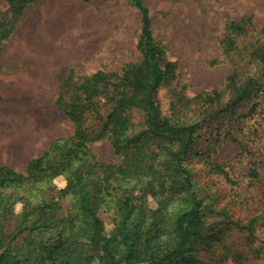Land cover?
<instances>
[{
    "label": "rangeland",
    "instance_id": "rangeland-1",
    "mask_svg": "<svg viewBox=\"0 0 264 264\" xmlns=\"http://www.w3.org/2000/svg\"><path fill=\"white\" fill-rule=\"evenodd\" d=\"M144 2L156 42L167 60L176 62L175 78L158 91L161 113L175 122H200L184 161L193 189L203 205L242 225L250 223L248 229H241L228 224L222 214L205 211L203 218L213 231L196 240L173 264H264V63L248 57L264 43V0ZM244 17L252 23H246L245 33L239 35L237 52L227 53L225 28L231 20ZM0 28L9 31L0 33V165L20 171L52 140L72 133L64 108L83 77L100 70L119 71L140 60L141 20L129 0H28L21 11L12 8L9 0H0ZM236 63L238 76L230 83ZM68 74L72 81L63 87ZM248 79L256 83L248 97L219 111ZM213 91L219 92L218 100L205 102L199 97ZM60 93L64 96L59 107ZM95 100L101 117L90 111L85 115V124L94 133L113 107L104 97ZM130 120L128 134L136 138L146 130L142 111L131 110ZM143 150L156 152V144L148 142ZM91 151L100 162L122 160L106 138L93 143ZM251 169L256 176L249 174ZM54 184L62 188L65 180L56 178ZM130 191L139 194L137 189ZM119 195L107 196L97 212L108 230L113 227ZM54 200L59 207L56 214L64 220L70 198L54 195ZM145 203L151 209L160 206L150 194ZM13 208L15 214H9L5 223L8 230L23 220V204ZM57 227L61 230L62 222ZM25 234L13 244L21 245ZM33 234L56 237L58 231Z\"/></svg>",
    "mask_w": 264,
    "mask_h": 264
},
{
    "label": "trees",
    "instance_id": "trees-1",
    "mask_svg": "<svg viewBox=\"0 0 264 264\" xmlns=\"http://www.w3.org/2000/svg\"><path fill=\"white\" fill-rule=\"evenodd\" d=\"M27 1L9 0L17 11ZM129 2L140 14V60L119 71L100 70L83 77L64 108L73 124L72 133L52 140L20 171L0 165V264H173L184 258L196 240L213 231L203 218L205 211L222 214L228 224L238 228L250 227V223L242 225L225 212L203 205L197 197L191 171L184 161L195 143L200 122H175L162 115L158 91L175 78L176 62L167 60L164 48L156 42L144 0ZM246 23H252L250 17L231 20L226 26L227 53L237 52L236 43L239 35L245 33ZM8 32L0 28V33ZM261 32L264 35V27ZM248 57L264 63V43L252 49ZM237 67L236 63L230 83L238 76ZM72 78V74L66 75L62 86H69ZM255 85L248 79L234 91L226 108L219 111L248 97ZM63 96L60 93L57 99L59 107ZM99 97L113 107L100 130L94 133L85 124V115L90 111L101 117L95 100ZM199 97L205 102L220 98L218 91ZM176 108L174 104L172 109ZM133 109L142 111L146 126L136 138L128 134ZM104 138L113 153L122 158L120 163L100 162L93 156L91 145ZM148 142L156 144V152L147 154L143 150ZM249 174L256 176V171L251 169ZM59 177L65 180L62 188L54 184ZM133 189L139 194H132ZM118 192L121 195L117 196L113 227L108 230L97 212L107 196ZM148 194L159 201V207L146 206ZM54 195L70 198V211L64 220L56 214L59 207ZM16 203L24 206L23 220L8 230L5 223L9 214H15ZM60 222L61 230L57 227ZM53 229L58 231L56 237L33 234L36 230L39 234ZM24 233L21 245L13 244Z\"/></svg>",
    "mask_w": 264,
    "mask_h": 264
}]
</instances>
